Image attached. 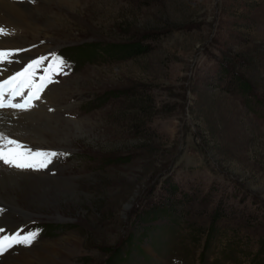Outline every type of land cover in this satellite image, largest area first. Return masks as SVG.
Masks as SVG:
<instances>
[{
	"label": "rangeland",
	"instance_id": "rangeland-1",
	"mask_svg": "<svg viewBox=\"0 0 264 264\" xmlns=\"http://www.w3.org/2000/svg\"><path fill=\"white\" fill-rule=\"evenodd\" d=\"M24 3L52 8L25 7L41 31L14 32L24 55L76 57L33 110L53 100L47 112L83 130L38 146L71 153L25 171L68 182L26 219L0 214L1 235L44 229L0 257L44 246L43 264H264V0ZM133 41L144 49L105 51Z\"/></svg>",
	"mask_w": 264,
	"mask_h": 264
},
{
	"label": "bare ground",
	"instance_id": "bare-ground-1",
	"mask_svg": "<svg viewBox=\"0 0 264 264\" xmlns=\"http://www.w3.org/2000/svg\"><path fill=\"white\" fill-rule=\"evenodd\" d=\"M40 1L41 3H45L49 0ZM20 2H30V0H0V8L8 9L10 14L17 19L14 21L12 18H6L0 22V26H4L10 33L9 35L0 37V47L2 48L9 46L20 47L23 44L22 42H19V35L16 36V34H14V32H18V29H30L33 31L32 33H35L38 30L41 31L38 24L26 17L25 7H33L37 10L41 8L52 9L49 6L41 7V5H39V7H36L30 5L29 3L20 4ZM67 2L69 4H73L75 0H67ZM14 27H16V31ZM48 103L47 108L54 110L58 109V107L53 105V100H49ZM42 107L44 108L42 111L31 110L27 113H20L18 116H15L16 119H14V116L11 115V112H8L4 119L0 121V131L11 133L13 138H18L22 141L28 142L29 144L32 143L35 146L49 147L51 145L50 143L56 139L68 138L71 131L83 130L80 121H74L73 125H71L72 127H70L69 123H71L73 120L59 119L53 112H47V108L45 106ZM58 120H62L60 125L58 124ZM67 182V178L61 179L49 176L46 177L31 171H19L16 169H9L7 166L5 167V165L4 167L0 165V202L5 206V222L10 221L14 216H19L22 219L28 218L30 214L34 213V211L30 210H32L33 207L39 205L38 201H40V199H38V197L43 199L41 202H46V196H44V194L47 186L61 188V186L65 187ZM33 189L39 194L36 196H25V194H28L29 190ZM58 216L60 215L58 214ZM7 227L10 230L12 228L9 226ZM73 239L74 240H72L71 243L63 244L65 246L68 244L69 247L71 246V249L67 248V256L74 254L75 251L79 252L78 250L80 248V241L78 238ZM47 248L48 247L42 246L35 249L22 250L17 255L11 253L10 255L2 256L0 257V264H43L45 257L55 256L53 248H51L49 251ZM57 264H68L67 258L61 259V261L58 260Z\"/></svg>",
	"mask_w": 264,
	"mask_h": 264
},
{
	"label": "snow or ice",
	"instance_id": "snow-or-ice-1",
	"mask_svg": "<svg viewBox=\"0 0 264 264\" xmlns=\"http://www.w3.org/2000/svg\"><path fill=\"white\" fill-rule=\"evenodd\" d=\"M9 34L4 26H0V37ZM24 51L27 50L0 49V121L8 114L7 110H11L12 116H18L37 108V102L45 103L49 86L58 83L57 77L68 75L65 71L69 67L67 61L56 52L21 61L19 54ZM16 63L22 67L12 70L11 66ZM48 110L53 111L51 108ZM66 155L68 153L35 148L13 138L11 133L0 131V165L9 169L39 171L47 169L55 158ZM4 232L5 229L0 227V233ZM39 232V229L25 232L21 228L12 234L0 235V255L16 246L31 247Z\"/></svg>",
	"mask_w": 264,
	"mask_h": 264
},
{
	"label": "trees",
	"instance_id": "trees-1",
	"mask_svg": "<svg viewBox=\"0 0 264 264\" xmlns=\"http://www.w3.org/2000/svg\"><path fill=\"white\" fill-rule=\"evenodd\" d=\"M144 45H142L141 43L137 42V41H133V42H122L121 44H113V43H108L107 46H105V51L109 52V53H113V51H117V52H121V51H125L126 53H130V54H134V53H139L141 50L144 49L143 47ZM124 93H126L127 95H129L131 92L128 91H124ZM146 107V104H140L138 106L139 110H144ZM134 124H137L138 122H133ZM140 126V125H139ZM145 216H140V219H144ZM130 243V240H128ZM129 250V249H128Z\"/></svg>",
	"mask_w": 264,
	"mask_h": 264
}]
</instances>
